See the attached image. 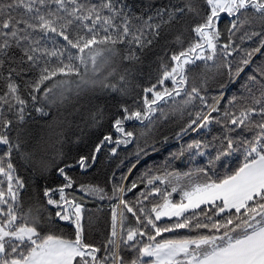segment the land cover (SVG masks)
Masks as SVG:
<instances>
[{
  "label": "snow or ice",
  "instance_id": "1",
  "mask_svg": "<svg viewBox=\"0 0 264 264\" xmlns=\"http://www.w3.org/2000/svg\"><path fill=\"white\" fill-rule=\"evenodd\" d=\"M0 264H264V0H0Z\"/></svg>",
  "mask_w": 264,
  "mask_h": 264
}]
</instances>
